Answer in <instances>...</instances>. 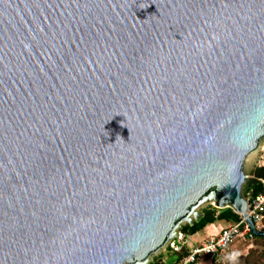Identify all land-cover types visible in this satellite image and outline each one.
<instances>
[{
	"label": "water",
	"instance_id": "obj_1",
	"mask_svg": "<svg viewBox=\"0 0 264 264\" xmlns=\"http://www.w3.org/2000/svg\"><path fill=\"white\" fill-rule=\"evenodd\" d=\"M264 0H0V264H149L210 203L248 216Z\"/></svg>",
	"mask_w": 264,
	"mask_h": 264
},
{
	"label": "built area",
	"instance_id": "obj_2",
	"mask_svg": "<svg viewBox=\"0 0 264 264\" xmlns=\"http://www.w3.org/2000/svg\"><path fill=\"white\" fill-rule=\"evenodd\" d=\"M262 156L264 158V150ZM260 181L264 185V179ZM246 198L248 199L247 214L258 226L264 221V190L255 196L247 195ZM239 216V221L223 228L217 235L208 237L192 247L181 260L170 264H201L207 257L213 259L215 264H226L225 255L237 237L244 235L252 239L255 236L246 219L241 215ZM183 243H185V236L179 232L178 237L171 241L170 246L173 251L182 252Z\"/></svg>",
	"mask_w": 264,
	"mask_h": 264
},
{
	"label": "crops",
	"instance_id": "obj_3",
	"mask_svg": "<svg viewBox=\"0 0 264 264\" xmlns=\"http://www.w3.org/2000/svg\"><path fill=\"white\" fill-rule=\"evenodd\" d=\"M262 165H264V158L261 155L259 157L253 158L252 160H249L248 169L244 168L245 173L248 176V179H254V178L258 180L264 179V178H259L256 176L257 169ZM206 208L202 210L203 214ZM233 223L235 222L228 221L225 219H219V220H216L214 223H210L206 225L202 230L194 234H185L182 231V229H180L179 232H181L185 236V243H183L182 252L174 253L173 249L172 250L168 249V252H170L171 254H166V252H163L158 257H156V260L164 264H170L171 262L179 261L192 247L203 242L210 236L217 235L223 228ZM256 228L260 230L262 233H264V221L262 222V224H259L258 226H256ZM246 239L248 238L242 235L239 238V240L233 245L232 256L235 259H241L242 262L240 261V264H247L246 263V255H248L247 252L248 253L252 252L255 255L252 258H250V262L248 264H264V236L255 235L254 238L250 239V241L253 242L251 245L245 242ZM259 253L261 256L260 257L256 256L257 254L259 255ZM201 264H215V263L213 259H211L210 257H207L203 260Z\"/></svg>",
	"mask_w": 264,
	"mask_h": 264
},
{
	"label": "trees",
	"instance_id": "obj_4",
	"mask_svg": "<svg viewBox=\"0 0 264 264\" xmlns=\"http://www.w3.org/2000/svg\"><path fill=\"white\" fill-rule=\"evenodd\" d=\"M256 176L259 178H264V165L260 166L256 171ZM264 190L263 183L254 178V179H248L245 188H244V195H251L255 196L262 192ZM219 219H225L228 221H234L237 222L240 219L239 214L235 213L231 208H225V209H217L213 206H208L204 210L203 216L195 222L193 225L185 224L182 226V231L185 234H194L196 232H199L202 230L206 225L210 223H214L216 220ZM171 249L172 248H168ZM174 253H181V252H175ZM149 264H164L160 263L156 258H154Z\"/></svg>",
	"mask_w": 264,
	"mask_h": 264
},
{
	"label": "rangeland",
	"instance_id": "obj_5",
	"mask_svg": "<svg viewBox=\"0 0 264 264\" xmlns=\"http://www.w3.org/2000/svg\"><path fill=\"white\" fill-rule=\"evenodd\" d=\"M263 150H264V140L262 141V143L260 144V146H259V148L257 149V150H255L253 153H251L249 156H248V158H247V160H246V162H245V165H246V167H245V169H248V162H249V160H252L253 158H255V157H259L260 155L262 156L263 155ZM263 157V156H262ZM248 180V179H247ZM246 184V183H245ZM244 188H245V185H244ZM244 188H243V193H244ZM211 204L210 203H204V204H202L198 209L199 210H203L204 208H206V207H208V206H210ZM212 206V205H211ZM186 224V223H185ZM185 224H183V225H185ZM262 224V223H261ZM182 225V226H183ZM181 229V228H180ZM241 236H239V237H237L235 240H234V242L231 244V246H230V249L228 250V252H227V254L225 255V262H226V264H240V261L242 262V260L241 259H235L233 256H232V247H233V245L239 240V238H240ZM180 242H182V241H180ZM245 242L246 243H249V245H251L253 242L252 241H250V239L248 238V239H246L245 240ZM170 243L171 242H169L166 246H164L162 249H160L158 252H156L155 254H153L152 256H151V260L150 261H152L154 258H156V257H158L160 254H162L163 252H166V254H171L170 252H168V248H171V246H170ZM247 254L248 255H246V263L248 264L249 262H250V258H252L255 254H253L252 252H247ZM256 256H261L260 255V253H259V255L257 254Z\"/></svg>",
	"mask_w": 264,
	"mask_h": 264
}]
</instances>
